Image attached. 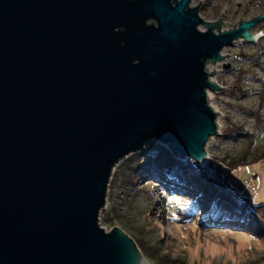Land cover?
I'll list each match as a JSON object with an SVG mask.
<instances>
[{"label": "water", "instance_id": "obj_1", "mask_svg": "<svg viewBox=\"0 0 264 264\" xmlns=\"http://www.w3.org/2000/svg\"><path fill=\"white\" fill-rule=\"evenodd\" d=\"M227 3L207 23L190 0H0V264H147L98 226L106 187L151 142L207 163L205 65L264 21L219 31Z\"/></svg>", "mask_w": 264, "mask_h": 264}, {"label": "rangeland", "instance_id": "obj_2", "mask_svg": "<svg viewBox=\"0 0 264 264\" xmlns=\"http://www.w3.org/2000/svg\"><path fill=\"white\" fill-rule=\"evenodd\" d=\"M226 3L227 0H190V6L198 5V16L207 23L217 21ZM227 6L221 19L222 31L236 28L237 20H248L263 9L258 0H229ZM231 23L235 26L227 27ZM260 29H264V21L249 29V33H259ZM259 49H264V36L254 45L242 43L221 50L222 66L229 64V69L223 71L221 67L215 74L214 81L222 90L207 93V103L217 114V135L207 142L204 150L208 160L214 162L211 169L226 187L249 198L252 204L264 205V162L254 161L234 169L217 162L222 158L240 157L247 145L245 137L223 138L221 135L228 126L241 128L243 134L254 135L249 160L264 153V53ZM254 53L257 56L249 59L248 56ZM235 86L244 92L242 97ZM153 144L149 143L147 148ZM139 159L144 160L142 156ZM122 162L112 169L97 224L105 232L112 228L121 230L147 264H247L264 258L263 238L245 232L198 228L190 198L165 196L157 184H147L144 180L136 186L128 185L120 175ZM107 213H112L110 222L104 221ZM168 226L175 229L174 236L167 232ZM145 252L165 263L148 258Z\"/></svg>", "mask_w": 264, "mask_h": 264}, {"label": "trees", "instance_id": "obj_3", "mask_svg": "<svg viewBox=\"0 0 264 264\" xmlns=\"http://www.w3.org/2000/svg\"><path fill=\"white\" fill-rule=\"evenodd\" d=\"M258 3L263 7V11L264 0H258ZM237 80L239 81V78ZM235 88L239 97H242L244 92L238 86ZM256 117L258 122L257 114L255 119ZM241 133V128L228 126L221 135L225 139L240 137L248 139L244 153L240 157L231 160L222 158L217 161L224 163L229 169L254 161L264 162V153L254 159H248L254 135ZM141 156L144 158L142 161L139 159ZM213 163L210 159L204 166L199 167L188 159H175L164 147L153 144L145 151L132 154L123 160L120 175L130 186L139 185L144 180L147 184H157L165 192V196L190 198L191 208L196 215L194 219L200 229L245 232L264 239V205L252 204L249 198L226 187L221 177L211 169ZM111 214L107 213L104 221H112ZM153 255L145 252L148 258H155ZM155 259L158 263H165L164 260ZM247 264H264V258Z\"/></svg>", "mask_w": 264, "mask_h": 264}, {"label": "built area", "instance_id": "obj_4", "mask_svg": "<svg viewBox=\"0 0 264 264\" xmlns=\"http://www.w3.org/2000/svg\"><path fill=\"white\" fill-rule=\"evenodd\" d=\"M198 29H199V27H198ZM202 30H203V29H202ZM202 30H201V31H202ZM219 31H222V30L219 29ZM236 43H237V41H235L233 44L235 45ZM238 43H239V42H238ZM220 54H222V51H221ZM222 64H223V60H221V61H219V62H216V63H214V64H206V65H205V71H206V72H208V73H212V70H213V71H216L213 75H211V76L209 77V81H210V82H213V83L216 84V82L214 81V77H215V74L217 73L218 69L222 67Z\"/></svg>", "mask_w": 264, "mask_h": 264}, {"label": "flooded vegetation", "instance_id": "obj_5", "mask_svg": "<svg viewBox=\"0 0 264 264\" xmlns=\"http://www.w3.org/2000/svg\"><path fill=\"white\" fill-rule=\"evenodd\" d=\"M228 1V0H227ZM229 2V1H228ZM238 7V6H237ZM257 25V24H256ZM237 26V25H236ZM219 29H220V25H219ZM259 32V31H258ZM261 35L259 36V38L257 39V41L261 38V37H263L264 36V29L263 30H261V32H259ZM248 34H250L249 33V30H248ZM253 34V33H252ZM257 41H256V43H253V44H251V45H254V44H257ZM239 44H242V43H236L235 45L233 44L231 47H234V46H236V45H239ZM258 51H260V53H264V49H259ZM256 57L257 55L254 53L252 56H248V58L249 59H251L252 57ZM241 58H245L244 56H241Z\"/></svg>", "mask_w": 264, "mask_h": 264}, {"label": "bare ground", "instance_id": "obj_6", "mask_svg": "<svg viewBox=\"0 0 264 264\" xmlns=\"http://www.w3.org/2000/svg\"><path fill=\"white\" fill-rule=\"evenodd\" d=\"M209 95V94H208ZM211 100V99H210ZM205 164H201V167L202 166H204ZM166 230H167V232L170 234V235H172V236H174V234H175V229L173 228V227H171V226H168L167 228H166Z\"/></svg>", "mask_w": 264, "mask_h": 264}]
</instances>
